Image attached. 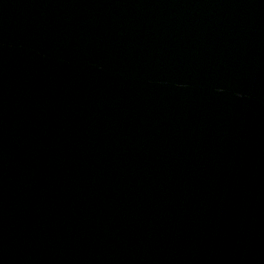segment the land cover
Here are the masks:
<instances>
[{"label": "water", "instance_id": "95a60500", "mask_svg": "<svg viewBox=\"0 0 264 264\" xmlns=\"http://www.w3.org/2000/svg\"><path fill=\"white\" fill-rule=\"evenodd\" d=\"M0 264H264V0H0Z\"/></svg>", "mask_w": 264, "mask_h": 264}]
</instances>
